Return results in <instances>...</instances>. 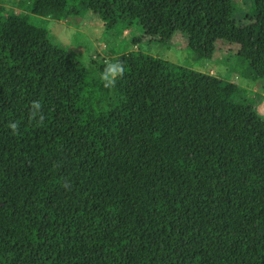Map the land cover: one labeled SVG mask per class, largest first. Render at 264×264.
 <instances>
[{
	"label": "trees",
	"instance_id": "obj_1",
	"mask_svg": "<svg viewBox=\"0 0 264 264\" xmlns=\"http://www.w3.org/2000/svg\"><path fill=\"white\" fill-rule=\"evenodd\" d=\"M21 1L58 20L90 10L105 33L126 19L133 43L181 34L206 60L227 48L262 93L148 54L105 90V61L85 67L0 7V264H264V190L238 194L264 161V0L241 22L235 0Z\"/></svg>",
	"mask_w": 264,
	"mask_h": 264
},
{
	"label": "rangeland",
	"instance_id": "obj_2",
	"mask_svg": "<svg viewBox=\"0 0 264 264\" xmlns=\"http://www.w3.org/2000/svg\"><path fill=\"white\" fill-rule=\"evenodd\" d=\"M4 15L26 17L32 23H43L51 32L52 38L59 42L82 64L91 68L100 61L118 57L124 64V75L121 76L125 85L136 80L139 61L144 54L157 56L172 63L190 68L197 72L216 76L223 84L233 83L244 89L248 96L262 93L259 84L254 80L251 70L236 60L234 54L224 48L214 59L206 60L195 57L187 47L183 35L176 34L173 39L163 44L160 40L148 42L147 38L133 39L140 36L136 27L128 28L127 20L117 23L115 28L105 33L103 21L90 10H86L79 20H58L52 13L38 15L31 13L21 0H0ZM148 29L159 36L163 25L164 14L161 7L149 4L146 6ZM253 13L249 0H235L234 19L237 22ZM259 113L264 115V99L257 106ZM264 190V161L255 169L252 179L247 181L239 191L244 199L258 197Z\"/></svg>",
	"mask_w": 264,
	"mask_h": 264
},
{
	"label": "clouds",
	"instance_id": "obj_3",
	"mask_svg": "<svg viewBox=\"0 0 264 264\" xmlns=\"http://www.w3.org/2000/svg\"><path fill=\"white\" fill-rule=\"evenodd\" d=\"M124 71V64L118 57L107 60L97 73V78L101 87L105 90L114 89L119 78L124 75ZM39 107L40 105L38 103H33L34 109L38 110ZM9 127L11 130L15 131L17 124L11 122Z\"/></svg>",
	"mask_w": 264,
	"mask_h": 264
}]
</instances>
